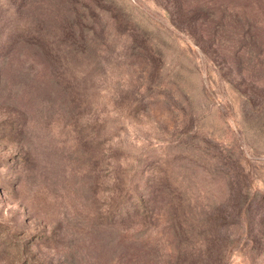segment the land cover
I'll return each mask as SVG.
<instances>
[{"label":"rangeland","instance_id":"374dc122","mask_svg":"<svg viewBox=\"0 0 264 264\" xmlns=\"http://www.w3.org/2000/svg\"><path fill=\"white\" fill-rule=\"evenodd\" d=\"M0 264H264V0H0Z\"/></svg>","mask_w":264,"mask_h":264}]
</instances>
